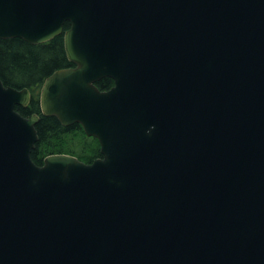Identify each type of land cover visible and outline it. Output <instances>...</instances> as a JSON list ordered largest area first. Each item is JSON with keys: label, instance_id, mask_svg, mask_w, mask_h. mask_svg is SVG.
<instances>
[{"label": "water", "instance_id": "obj_1", "mask_svg": "<svg viewBox=\"0 0 264 264\" xmlns=\"http://www.w3.org/2000/svg\"><path fill=\"white\" fill-rule=\"evenodd\" d=\"M62 34L41 113L102 157L35 164L0 77V264H264V0H0V40Z\"/></svg>", "mask_w": 264, "mask_h": 264}, {"label": "trees", "instance_id": "obj_2", "mask_svg": "<svg viewBox=\"0 0 264 264\" xmlns=\"http://www.w3.org/2000/svg\"><path fill=\"white\" fill-rule=\"evenodd\" d=\"M70 24L65 25V31ZM67 59L63 34L39 45L23 39L0 40V77L5 86L17 89L28 88L32 95L27 108L17 107L25 117L38 114L36 125L38 141L31 152V159L39 166L53 154H66L77 157L84 163H92L102 157L100 144L94 137L85 134L79 124L63 126L56 117L43 116L40 108V90L44 80L57 70L73 67ZM101 91L109 90L114 82L105 78L98 82Z\"/></svg>", "mask_w": 264, "mask_h": 264}, {"label": "rangeland", "instance_id": "obj_3", "mask_svg": "<svg viewBox=\"0 0 264 264\" xmlns=\"http://www.w3.org/2000/svg\"><path fill=\"white\" fill-rule=\"evenodd\" d=\"M42 87V86H41ZM40 90H41V88H40ZM40 90H37V93H38V91H39V95H40Z\"/></svg>", "mask_w": 264, "mask_h": 264}, {"label": "flooded vegetation", "instance_id": "obj_4", "mask_svg": "<svg viewBox=\"0 0 264 264\" xmlns=\"http://www.w3.org/2000/svg\"><path fill=\"white\" fill-rule=\"evenodd\" d=\"M73 67H74V66H73ZM69 68H71V67H69ZM99 82H100V81H99ZM113 82H114V81H113ZM113 86H114V85H113ZM113 86H112V87H113ZM112 87H111V88H112ZM111 88H110V89H111ZM110 89H109V90H110Z\"/></svg>", "mask_w": 264, "mask_h": 264}]
</instances>
